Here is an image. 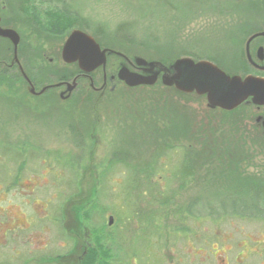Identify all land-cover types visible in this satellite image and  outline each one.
<instances>
[{
    "label": "rangeland",
    "instance_id": "obj_1",
    "mask_svg": "<svg viewBox=\"0 0 264 264\" xmlns=\"http://www.w3.org/2000/svg\"><path fill=\"white\" fill-rule=\"evenodd\" d=\"M22 1L0 0V23L18 34L17 56L37 80L66 74L57 51L75 30L127 56L165 64L190 58L264 78L244 56L247 39L264 30V0H43L33 6L37 17L19 10ZM47 9H62L56 15L68 24L40 27ZM11 52L0 39V61L9 64ZM39 85L30 94L12 78L0 84V264H79L96 243L119 246L112 264H264V216L241 208L254 188L264 195V142L252 107L202 114L206 101L190 98L181 110L157 87H117L94 105L79 92L68 101L57 91L36 95ZM155 115L163 117L157 125ZM165 129L170 150L184 147L196 161L189 159L192 184L155 175V156L169 153L155 144ZM130 153L150 160L143 187L154 192L128 190ZM211 162L217 167L203 168ZM256 208L264 212V197Z\"/></svg>",
    "mask_w": 264,
    "mask_h": 264
},
{
    "label": "water",
    "instance_id": "obj_2",
    "mask_svg": "<svg viewBox=\"0 0 264 264\" xmlns=\"http://www.w3.org/2000/svg\"><path fill=\"white\" fill-rule=\"evenodd\" d=\"M264 33L249 38L247 44L254 38ZM0 38L9 41L13 48V60L17 62L18 34L9 28L0 26ZM106 51H100L96 42L87 34L75 30L66 38L61 49V61L65 64H77L80 71H89L104 65ZM247 57L248 49L246 50ZM140 68L141 74L128 73L121 69L117 78L128 88L152 87L159 78V84L165 88H174L182 94H194L204 97L206 108L209 110L220 109L232 111L241 105L264 107V79L253 76L241 78L228 76L209 62H193L190 59H180L163 66L158 62H146L140 58L134 59ZM20 68V67H19ZM20 73L29 83L22 69ZM46 88L36 95H40ZM34 94L33 88L28 89ZM112 219H109L111 224Z\"/></svg>",
    "mask_w": 264,
    "mask_h": 264
},
{
    "label": "trees",
    "instance_id": "obj_3",
    "mask_svg": "<svg viewBox=\"0 0 264 264\" xmlns=\"http://www.w3.org/2000/svg\"><path fill=\"white\" fill-rule=\"evenodd\" d=\"M23 1H24L25 4H23L22 7L20 6L19 10L20 11L22 10L25 13V15H30V16H33V17H37V15H38L37 12L33 11V8H35L33 6L35 4H40V3H42L43 6H44L43 0H23ZM30 4H32L31 8L29 6ZM58 10L57 9H47L46 13H44L42 11V18L39 20V22H37L38 25H40V27H42L43 29L47 30V28L49 26L56 27L57 26L56 23H58V21H62L63 22V23L61 22L62 25H64L65 23L68 24L66 22V20L63 21L65 18H63V17L58 18V16L56 14L61 12L62 9H58ZM55 30H53V31H55ZM19 48H21V47H19ZM17 58H18V60H21V63H22L21 66H22L23 73L25 74V76H27L29 81H31V83L34 86H38L39 84L44 85V84L48 83V81H44V80L42 81L41 78H40L41 80H37V73L34 70L32 71V70L29 69V66H31L29 64V62L24 61L20 57V55H18ZM11 59H12V52H11ZM169 63H171V62H169ZM5 64H8V60L0 61V84L4 83V81L10 83L11 78H12L13 80L20 82L22 84V86L26 85L25 82H24V79L21 76V73L19 72V70L18 69L16 70L15 68L5 67L4 66ZM10 70H15L16 74H12V75L9 74ZM223 72H225V71H223ZM225 73L228 76H234V75L229 74L227 72H225ZM160 90L161 91H165L163 93V95H169V93L172 95L171 96V101H170L171 103H173V102L176 103L177 101H179L180 105H178V107L181 110H184L183 105H184V101L185 100H188V99L189 100H193V99H195V100H201L202 102L204 101V99L202 97H197L194 94H192V95L182 94V93L176 91L174 88H166L164 90L163 89H160ZM125 91H128V90H125ZM116 92H118V90H116ZM9 93L13 94V92H11V87H9ZM168 97L170 98V96H168ZM190 98H193V99H190ZM201 101H197V102H198L199 106L203 107L204 105H203V103H201ZM243 108L246 109L247 111L251 110V106L241 105L238 108H236V109H234V110H232L230 112L222 111L220 109H214L215 111L213 113L215 114L217 112L216 110H218V112H220V114H222V115L223 114H227V113L230 114V113L237 112L238 110L243 109ZM210 111L211 110L207 109L204 106V111L201 110V113L202 114L204 112L208 113ZM192 114H194V113H192ZM190 116L193 118V115H190ZM162 118L163 117H161L159 115H155L154 116L155 124L157 125V123L160 122L162 120ZM254 129L259 133V136L255 135L256 138L261 139L262 142H264L263 141L264 140V133L261 131V129L259 127H254ZM152 132L153 131L149 132V134L151 135ZM168 134H169V132L165 129V131L163 133H161L156 138L155 144H158V141H159V143L162 145L161 147L168 146L169 149L165 148L164 150H169V153H164L162 155H160L158 153L157 156H155L157 158V161H159V169L157 170V173H155V175H158L161 179H162V176L163 177H168L170 179H174V180H176L179 183H182L184 185H186L188 182L190 184H192L194 182V169L190 168V165H192V163L189 162V159H191L193 161H195V159L193 157L192 158L189 157L188 149H186L184 147H182V148L177 147L176 151H172L173 149H176V147L171 146L172 144L170 143V141H168V142L163 141V139L165 137L166 138L169 137ZM133 142H135V141H133ZM149 148H152V147L150 146ZM159 148H160V146H159ZM170 149H172V150H170ZM170 151H172V152L170 153ZM196 153H198V152H196ZM151 155L152 154H150V156H148V157L149 158L151 157L152 159H154V156H151ZM139 157L140 156H137V154L135 155L134 153H130L128 155V157L125 156L124 160H126V161L129 160L130 161L129 163L126 164V167H125V169L130 173V180L127 182L128 186H129L128 190H131L130 192H132V193L134 192L135 194H138V192L139 193H144V194L147 193V192H154V190H148L147 191L143 187L144 186L143 184L148 179L147 174H149V172L152 169L151 164L148 163L150 160H148V161L145 160L146 162L143 161V160L135 161V159H139ZM205 167L206 168L209 167L208 169L216 168L217 164H215L214 162H211V163L203 166V168H205ZM210 173L215 174L217 172H211L210 171ZM242 176H245V174H242ZM75 182L77 184L78 181H75ZM257 188H262V187H257ZM159 190H160V192L158 194L160 195V198H164V193L162 192V189H159ZM159 190H157V191H159ZM172 195H173V192L171 193V197H172ZM263 197H264V195L262 193L256 191L255 188H254L253 192L251 191L249 193V195H248L249 203L242 205L241 208H244V210H248V209L250 210L251 208H253V212L255 214H257V215L259 214V217L261 218V217L264 216L262 214L264 212L263 211H259L256 208V206L258 204L262 203V198ZM251 201H252V203H251ZM253 201H254V204H253ZM249 205H251V206H249ZM87 215H89V214H87ZM148 217L153 219V216L151 214H148ZM253 217H256V216H253ZM152 219H149V221H152ZM66 231H67V226H66V218H65V232ZM78 235H79V233H78ZM79 237H80V235H79ZM94 239H95L94 241L96 243L97 242L96 241L97 238L94 237ZM81 240L85 241L84 238H81ZM102 242H104V239H102ZM102 245L103 244L101 243V246ZM112 246H114V250H113V248L111 246H108V248H106V249H101L96 243L95 247H96V251L97 252L96 251L95 252H91V249L87 250V254L88 255L86 254L87 256H85L83 258L84 260L81 263H79V264H112V262L110 260L112 259V257L114 258L113 251H115L116 255H117V253L121 254L118 251V248H119L118 245L113 244ZM74 250H75V245H74ZM71 252L73 253V251H71ZM68 256H70V254H67V255H64V256L63 255L62 256H58L57 255L56 257H54L53 259H50V260L54 261L55 263H57L61 259L66 258ZM71 261L73 263L74 259L71 260Z\"/></svg>",
    "mask_w": 264,
    "mask_h": 264
},
{
    "label": "flooded vegetation",
    "instance_id": "obj_4",
    "mask_svg": "<svg viewBox=\"0 0 264 264\" xmlns=\"http://www.w3.org/2000/svg\"><path fill=\"white\" fill-rule=\"evenodd\" d=\"M0 25H1V23H0ZM261 33H264V30L256 28V30H254V33L251 35V37L254 35L261 34ZM0 39H2V38H0ZM92 39L96 42V40L94 38H92ZM248 40L249 39H247V41ZM247 41L244 45V56H245L246 63L250 65L253 72H256V73L263 72L264 73V37L258 36L256 38H254L252 41H250L249 44H247ZM96 44L99 46L100 51H106L105 63H104V65L97 67V68L89 71L88 73L80 71L76 63L75 64L63 63L61 61V57H60L61 49H62V47H61L57 51L58 52L57 53L58 59H59L58 65L63 70H66L68 73L66 71L61 70V72H66V74H64V75L60 74V78H58V81H56L55 83L44 84L42 89L43 88H46V89L44 90V92L40 96H43L48 91H53V92L57 91L58 97L60 99H64V100L68 101V100L73 98V95L75 92H79V94L80 93L82 94L83 98L90 99L91 102H94V105H97V103L100 100L104 101L108 97L109 94L115 93L116 90L119 89L117 87H120L123 90H129V89H135V90L136 89L137 90H145L146 89L147 90L150 88L157 87L154 89L156 91H158L159 89H161V87H163L159 84L160 75H158L159 78H158L156 84L152 87H143V86H140L137 88L126 87L124 85V83H122V81H120L117 78V74L121 69H124L123 71H126L128 73L141 74L140 68L134 62V59L139 58V57L132 56V55L127 56L125 53H123L121 51H117L114 48L103 46L101 43H98V42H96ZM18 49H19V45L17 48V53H18ZM247 49H248L249 59H248L247 54H246ZM140 59H142V58H140ZM181 59H185V58H181ZM187 59H190V58H187ZM142 60H144V59H142ZM177 60H180V59H177ZM190 60H192V59H190ZM144 61L149 62V63L150 62H156L155 60H144ZM173 61H176V59ZM173 61H169V62H173ZM17 62H18V64L13 60V54H12V59H11L10 63L5 64L4 66L8 67V68H15L16 67L18 70H20V68L22 69L21 60H18V58H17ZM169 62H167L166 64L164 62L163 63L158 62V63H161L163 66H167L169 64ZM193 62H200V60L199 61H193ZM205 62H208V61H205ZM21 76H22V74H21ZM246 76H253L256 78H262V77H259L257 75H254V74H251V75L247 74L244 77H246ZM244 77H242V78H244ZM22 78H23V76H22ZM53 79H55V78H53ZM262 79H264V78H262ZM24 82L26 84L27 89L33 88V91L35 90V87L31 83V81H29V83H28L24 79ZM163 88L166 89L165 87H163ZM188 95H192V94H188ZM202 98L204 99V97H202ZM204 101H205V99H204ZM247 106H251L253 108V111L255 112L254 113V116H255L254 123L258 124V127L264 133V107H255L252 105H247ZM60 222H61V227L65 233V224H64L65 223V216H62V219ZM84 230H85L86 241H89L90 237H88L86 235V229H84ZM61 247H64V246L61 245Z\"/></svg>",
    "mask_w": 264,
    "mask_h": 264
}]
</instances>
